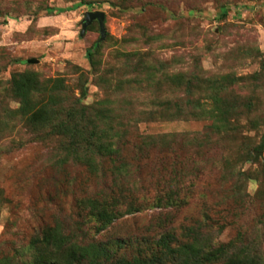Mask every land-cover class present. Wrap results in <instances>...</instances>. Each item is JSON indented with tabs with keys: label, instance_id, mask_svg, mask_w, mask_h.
<instances>
[{
	"label": "rangeland",
	"instance_id": "374dc122",
	"mask_svg": "<svg viewBox=\"0 0 264 264\" xmlns=\"http://www.w3.org/2000/svg\"><path fill=\"white\" fill-rule=\"evenodd\" d=\"M81 1L0 0V95L12 73L32 64L45 79L64 77L69 93L80 96L79 79L84 72L88 93L83 102L110 98L117 107L118 121L129 130L128 140L120 142L123 161L129 162L131 170L129 180L123 178L122 191L129 202L138 198L142 209L122 216L102 232L95 227V217L84 223L78 200L122 194L112 162L106 160L104 171L99 172L81 162L59 163L54 142L34 140L26 127L19 126L17 132L0 134V255H30L32 240L44 227L56 223L81 242L115 246L124 240L116 250L128 257L140 248L146 251L154 246L167 230L182 235L187 227L202 223L214 226L217 242H227L240 232L259 237L264 215V150L254 146L264 140V0H85L94 3L74 8ZM47 6L65 10L50 14ZM223 6L230 8L225 18L220 17ZM98 10L106 14L107 29L98 75L111 72L114 80L108 92L96 82L87 57L88 48L101 37L97 20L81 34L85 13ZM137 49L153 51L167 62L179 57L178 68L185 70L196 59L208 74H259L256 91L251 78L241 87L242 99L253 97L251 116L257 118L259 127L252 129L246 114L235 137L215 134L198 147L187 141L195 136L203 139L211 131V120L144 119L142 112L153 107L155 94L147 81L127 80L135 74L122 68L120 58ZM3 55L16 61L6 65ZM30 59L38 61L31 63ZM117 81L122 86L118 94ZM161 90L165 95L167 88ZM166 133L176 135L168 147H159V141L141 152L135 147L143 135ZM244 145L252 148L246 157L238 155ZM227 157L230 164H237L236 177L225 176ZM176 172L187 202L178 208L156 206L158 194L169 189ZM237 177L244 184V196L236 193ZM131 181H137L136 188ZM121 207L125 210L127 204ZM217 224L223 225L220 233Z\"/></svg>",
	"mask_w": 264,
	"mask_h": 264
},
{
	"label": "trees",
	"instance_id": "16d2710c",
	"mask_svg": "<svg viewBox=\"0 0 264 264\" xmlns=\"http://www.w3.org/2000/svg\"><path fill=\"white\" fill-rule=\"evenodd\" d=\"M84 3L94 2L83 0L73 6L76 8ZM64 10L46 7L50 14ZM229 11L228 6H223L220 17L225 18ZM97 22L99 23L98 20ZM102 43L100 37L88 48L87 57L91 63V71L97 75L96 82L108 92L112 89L114 80L110 76L111 72L98 75L103 62ZM3 56L6 65L12 62L10 56ZM122 56V68L135 74L134 78L127 80L137 83L147 81V87L155 94L153 107L142 112L144 119L211 120V131L207 132L203 139L199 136L190 138L188 143L203 147L215 134L235 137V132L241 127L240 119L246 114L249 115L250 127H259L256 125L257 118L251 116L255 106L253 97L245 96L244 100L241 93L246 78H251L257 83L259 74L250 77L234 72L208 74L196 59L193 65L185 70L178 68L182 63L179 57L167 62L153 51L141 49L124 52ZM28 66L30 67L26 70L12 73L8 84L3 88L4 92L0 95L1 136L17 132L20 130L19 126H24L31 132L32 139L54 142L57 145L59 163L81 162L93 172L104 171V162L110 160L116 180L120 179L117 185L122 194L88 196L78 200L83 222H89L90 217H95L98 232H102L122 216L142 209L143 203L138 198L132 197L133 200L129 202V196L122 191L123 178L129 180L131 170L129 162L123 161L120 142H123L124 138L128 140L129 130L126 124L118 121L114 102L110 98L93 104L83 102L88 93V78L84 72H81L79 79L80 96H72L64 77L45 79L39 71L31 68L32 64ZM120 82L117 81V94L122 90ZM256 83L252 85L254 91L259 88ZM165 87L167 90L163 95L161 89ZM12 102H16L17 106H12ZM175 140V134L143 135L135 147L141 152L144 147L159 141V147L164 148L168 147V141ZM254 148L264 150V140ZM251 149L250 146L244 145L239 149L238 155L246 157ZM229 159L227 157L225 161V169L228 171L225 176L236 177L237 164H230ZM239 177L236 193L244 196V184L240 182ZM172 180L169 189L158 194L156 206L178 208L187 202V198L182 196L184 188L177 172ZM136 184L137 181H134L131 185L136 188ZM262 184L264 185V172ZM123 202L127 204L125 210L121 207ZM260 224L262 230L259 237L251 238L240 232L227 242L215 240L214 226L210 224L187 227L182 235L171 229L162 233L154 246H148L146 251L140 248L138 254L128 257L119 255L116 250V247L124 245V240H119L115 246L103 241L81 242L78 237L67 232L61 223H56L44 227L40 235L32 240L30 255L20 252L0 255V264H264V215ZM217 226L219 233L222 232L223 225Z\"/></svg>",
	"mask_w": 264,
	"mask_h": 264
},
{
	"label": "water",
	"instance_id": "95a60500",
	"mask_svg": "<svg viewBox=\"0 0 264 264\" xmlns=\"http://www.w3.org/2000/svg\"><path fill=\"white\" fill-rule=\"evenodd\" d=\"M98 20L100 24V31H101V40H104L107 36V29H106V14L104 11L98 10V11H88L85 13L84 23H83V30L82 35H84L88 29V27L95 21ZM29 62L33 63L38 60L36 59H30ZM259 154H257L258 157Z\"/></svg>",
	"mask_w": 264,
	"mask_h": 264
}]
</instances>
